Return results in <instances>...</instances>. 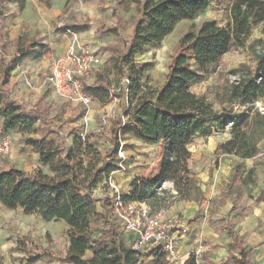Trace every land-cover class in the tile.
<instances>
[{
	"label": "trees",
	"instance_id": "1",
	"mask_svg": "<svg viewBox=\"0 0 264 264\" xmlns=\"http://www.w3.org/2000/svg\"><path fill=\"white\" fill-rule=\"evenodd\" d=\"M12 1L0 0V28L5 18L4 4ZM128 1L112 0L116 24L100 27L96 35L109 33L116 39L122 38L121 11ZM25 3L26 0H19V9L22 10ZM222 3L229 7L231 22L222 27L207 21L196 32L184 35L177 54L171 58L164 83L159 89H153L145 76L147 68H137V57L143 56L150 47L161 45L180 23L194 19L213 4ZM256 26H262L264 35V0L141 1L132 37L109 46V50L114 67L124 74L117 88L126 97V114L134 124L136 135L151 146L162 145L163 157L154 178L132 182L130 194L124 196L126 201L145 203L156 213L164 200L162 194L166 190L162 185L166 182L173 184L176 194L171 196V205L191 201L200 181L190 168V145L197 135L210 133L211 127L216 126L220 131L230 128V139L217 149L220 156L248 160L260 153V144L264 141V113L256 104L264 100V45L262 52L256 55L255 69L243 66L241 71H234L238 77L221 95V112L215 110L205 95H197L192 90L194 85L214 74L225 55L243 48ZM68 28L77 31L75 27ZM19 55V60L1 61L4 77L0 87L8 84L11 72L22 61L23 54ZM125 80L129 81L127 88L123 86ZM108 84V79L99 75L90 87L83 89L96 100L108 103L118 90H112L113 85ZM0 105L5 134L17 130L30 132L42 116L36 107L25 108L13 101ZM208 124L211 125L208 127ZM118 135L119 127L114 130L110 153L103 154L93 133L87 134L85 140L77 135L69 142L60 131L45 127L41 140H30L28 145L39 155L40 164L47 167L49 173L41 169L27 173L15 168L0 172V208L20 209L47 223L63 222L68 226L69 247L65 254L47 253L50 262L142 264V255L129 246L128 237L119 230L107 193L102 199L96 195L97 189L122 169L115 158L111 159L120 146ZM51 137L53 139L49 140ZM254 174L255 170L251 169L248 176L253 178ZM256 201L264 203V189ZM98 202L102 207L100 212L96 211ZM94 216L101 224L100 236H95L93 230ZM228 236L232 240L228 262L250 264L251 250L232 229L228 230ZM147 256L153 257V264H169L167 255L158 248ZM41 258H28L26 264H34ZM185 264H197L195 256Z\"/></svg>",
	"mask_w": 264,
	"mask_h": 264
},
{
	"label": "rangeland",
	"instance_id": "2",
	"mask_svg": "<svg viewBox=\"0 0 264 264\" xmlns=\"http://www.w3.org/2000/svg\"><path fill=\"white\" fill-rule=\"evenodd\" d=\"M16 1L18 2L19 0ZM46 1V3L44 2L46 4V12H50L51 8H48V0ZM141 1L129 0L123 4L121 16L124 21V31L120 39H116L109 33L95 35V32L100 27H113L116 24V18L113 15V9L109 0H84V4L88 10L83 6L76 10L74 9V3H70L66 7L64 17L59 20L57 19V22H63L68 27L74 25L70 23L71 18L76 20L80 16L81 20L76 23L82 27V30L89 32L91 38L95 35V40L93 39L92 43L96 42L99 44L97 50L104 57V64L101 68L94 71L87 82H83L85 89L86 87H90L99 75L106 78V81L108 79V86L113 85L111 88L114 89L112 90L118 89L117 84L124 77V74L119 68L114 67L115 61H112L109 46L122 43L123 39L132 37L134 23L139 17V5ZM4 6L6 7L4 10L5 18L2 23L6 21L10 23L17 16L19 8L14 5L9 8L10 13H7L8 4H4ZM83 11L86 13H83ZM73 13H76L77 16H74ZM6 15L8 16L7 20ZM207 21H214L222 27L227 26L231 22L228 5L226 3L213 4L208 10L200 13L194 19L180 23L161 45L150 47L143 56L137 57L136 66L140 70L147 68L145 76L148 78L149 85L153 89H159L164 83L169 63L171 58L177 54L182 37L187 33L196 32ZM24 29L26 30V28ZM28 30L31 31L28 35L34 36V39L30 42L35 43L34 45L40 51H43L46 46L41 44V33H34L32 26ZM58 32V29H56L55 31L51 30L49 33L53 35ZM5 36L3 33H0V48L4 52L3 55L0 54V61H7L4 55L14 56V54L10 53L12 47H8V44L4 42ZM263 45L264 35L262 34V26H256L252 31L251 37L246 41L245 46L233 49L232 52L225 55L214 74L206 78L202 83L194 85L193 92L197 95H205L214 105L215 110L221 112L219 104L221 95L227 86L236 81L238 77L233 74L234 71H241V67L243 66L255 69L257 66L256 55L262 52ZM43 53L49 58L50 54L48 55L47 52ZM32 96H34L31 99L32 101H28L32 103L33 108L39 109L42 115L37 120L35 128L30 132L17 130L11 132L10 135L8 134L12 140L16 138L20 144L18 156L21 159L20 161L23 162L15 164L20 169L36 170L37 164L34 161L36 153L28 145V141L41 140L45 127L60 131L64 137H67L69 142H72L80 133H85L86 135L93 133L98 138V147L103 154L110 153L113 145L114 130L119 127L118 141L120 146L117 153L111 155V159L115 158L116 163L122 168L118 175L124 174L123 170L125 168L127 170L134 169L142 177H147V179H152L157 174V169L161 165L163 157V146H151L138 138L133 128L134 124L129 120L128 114H126V97L122 93L117 96L118 99L108 103H102L92 96V103L89 107L60 99L52 93L50 88L43 90L37 96L33 94ZM256 108L264 113V100L257 103ZM238 109L236 107L234 111L237 112ZM210 125L208 124V127ZM229 138V127L225 131H220L214 126L211 127L210 133L197 135L190 145V151L194 156L190 164L193 173H198L201 176L202 173L209 172L206 181L203 182L199 178V188L191 196V201L198 203L199 207H202L200 209L201 215L198 216L199 221H187V224L193 226L194 223L197 225L198 229L204 233L202 235V243L200 244L205 247L210 246L213 238L219 237L223 229H225L224 234L227 235L229 229L235 228L237 219L232 218L230 220L232 206L235 207L238 202L244 200V197L250 198L252 193L257 194L261 188L257 181L256 169L253 178H250L248 176L250 169L247 168L246 164H239L230 157H222L216 153L219 145ZM50 139L53 138L51 137ZM120 153L121 156L125 157V160L121 158ZM260 153L264 155V144L260 145ZM12 161L15 160L12 159L11 152L7 157L0 158V171L6 170L9 166H14ZM41 170L46 174L49 173L47 167L43 166ZM171 184V182H166L162 185V188L166 190L162 194V198L164 199L161 202V209L164 210L162 214L166 215V217L174 215L180 220L182 219L181 215L178 212H172L171 207L174 205L170 204L171 196L176 194L173 188H170ZM117 185L120 192L125 193L123 188L119 184ZM105 194L110 199L109 188L106 183L102 184L96 191L98 198L102 199L105 197ZM161 209H159L160 211L155 210V212L161 213ZM96 211H102L99 202L96 205ZM113 217L115 218L114 215ZM95 219L94 216L93 230L95 236H100L102 231L101 224ZM115 220L119 230L123 233L120 220L117 218ZM183 222L186 223L184 220ZM67 231L68 227L63 222L47 223L36 215L24 214L22 210L12 211L0 208V264H26L28 258L36 256H41L42 258L34 264H66L59 261L50 262V257L47 253L53 255L66 253L69 246ZM186 232H182V235L186 234ZM176 248L178 250V244ZM150 251L147 250L140 253L143 257L142 264H153V260H149L147 257ZM196 253L198 254L196 255ZM180 256L179 254L177 261H169V264H182ZM190 256H195L198 264V261L204 257L202 248L194 250Z\"/></svg>",
	"mask_w": 264,
	"mask_h": 264
},
{
	"label": "crops",
	"instance_id": "3",
	"mask_svg": "<svg viewBox=\"0 0 264 264\" xmlns=\"http://www.w3.org/2000/svg\"><path fill=\"white\" fill-rule=\"evenodd\" d=\"M109 1L113 9L112 0ZM44 2L46 3L47 1L37 0L36 2V0H26L24 8L22 10L18 9L17 16L13 19V21H11L10 23H7V21L5 23H2L0 33L6 35L4 42L8 44V47H12L10 53L14 54V56L17 54H23L22 61L17 66V68L11 72L8 84L4 87H0V103L2 105L8 101H13L25 108L32 107V103L28 101L34 98L32 94L37 96L38 94L42 93L43 90L49 88L44 85V82L49 70L50 60L56 56L63 54L67 50L71 41V37L67 34L58 32L57 34L52 35L49 32L51 30L55 31L58 25L62 23L59 21L57 22V19L59 20L64 17L66 7L70 3H74V9L76 10L82 6L85 7L86 10H88L84 4V0H48V8L50 7L51 11L46 12V4H44ZM14 5L18 6L19 8L18 2H15V0H13L8 4L7 13H10L9 8L13 7ZM83 13L86 12L83 11ZM74 16H77V14L75 13ZM7 18L8 16L6 15V20ZM78 18L79 19L76 20L71 18L70 23H73L74 25H70L68 27L72 26L77 29L76 32L78 33L80 40L83 44L90 45L97 49L99 44L96 42L92 43V40H95V35L98 30L95 32V35H93L91 38L89 32H85L84 30H82V27H80L79 24L76 23L77 21L81 20L80 16ZM31 26L34 29V33H41V44L43 46H46L43 51H40L38 47L34 45L35 43L30 42L34 39V36L28 35L29 32H31L28 30V28L30 29ZM24 28H26V30ZM37 38L39 37L37 36ZM36 44L38 43L36 42ZM43 52H47L48 55L50 54L49 58H47L45 53ZM11 57L12 55L8 56V59H10ZM9 62V60L5 61V63ZM3 77L4 70L0 61V85L3 80ZM3 125L4 120L0 118L1 129H3ZM4 135L8 134L4 133ZM261 144H264V141ZM19 146L20 144L18 140L16 138H13L11 154L12 159L15 160L12 161V164L14 166H9L6 170L0 172H8L11 168H15L27 173H34L39 169H42L43 166L40 164L39 155L36 152H34L36 153L34 159L37 164L36 170L30 171L32 169H20L18 166H16V163L23 162L20 161L21 159L18 156ZM193 158L194 156L192 155V160ZM196 158L198 157L196 156ZM232 159L237 161L239 164H246L248 166L247 168L250 170L256 169L257 181L261 187L257 194L252 193L250 198L244 197V200L238 202L235 207L232 206L233 209L231 211L230 220L232 218L237 219L235 223V228L232 230L237 233L239 238L243 241L244 246L251 250L250 264H264V203H258L256 201L261 190L264 189V155L259 153L255 158L248 160H240L237 158ZM159 168L160 166L157 169V174L159 172ZM131 170H127L125 168V170H123L124 174L118 175L121 171H117L114 172L110 177L112 181L119 184V186L123 188L125 192L123 193L124 195L130 194L132 190V182L135 179H147V177L145 176L142 177L138 173V171L134 169ZM157 174H155V176ZM196 175L204 182L206 181L209 172H204L201 174V176L198 173ZM155 176H153L152 178H154ZM170 188H173V184L170 185ZM233 201L235 200L233 199ZM171 208L173 213L178 212V214H180L182 219L186 222L184 223L183 220L180 219L182 228L187 231L186 234L182 235L183 229H179L178 231H176L178 238L180 237V240L178 239L177 244L178 253L181 255L180 257L182 258V264H185V262L190 259V254H192L194 250L198 248H202V253L204 254V257L202 256L203 259L198 261V264H232V262H228L229 254L232 253L230 246L232 240L228 236V232L227 235L224 234L225 229L222 230L221 235L219 237L213 238L212 244L210 246L205 247L200 244L202 243V235H204V233H202L200 229H198V226L194 223L193 226L187 224V221H199L198 216L201 215L200 209L202 207H199L198 203L194 201L179 202L174 204V206H172ZM163 211L164 210H162L161 213ZM169 217L177 218V216L174 215H169ZM88 256H91V253H88ZM148 259L153 260V257H148Z\"/></svg>",
	"mask_w": 264,
	"mask_h": 264
},
{
	"label": "built area",
	"instance_id": "4",
	"mask_svg": "<svg viewBox=\"0 0 264 264\" xmlns=\"http://www.w3.org/2000/svg\"><path fill=\"white\" fill-rule=\"evenodd\" d=\"M57 29L60 33L69 35L71 41L63 54L50 60L44 85L60 99L89 107L92 96L84 91L83 82H87L94 71L103 66L104 57L94 47L83 44L78 33L69 29L63 22ZM0 54H4L1 48ZM4 56L10 62L21 58L19 54L10 59ZM128 85L129 81L125 80L123 86L127 88ZM120 91L118 89L114 92L112 102L118 99L116 94ZM79 136L85 140L86 134L80 133ZM12 143V138L2 134L0 128V158L10 154ZM119 155L121 156V153ZM121 158L125 160L123 155ZM106 185L109 188L111 210L115 218L120 220L122 231L128 237L129 246L138 253L158 248L167 255L170 262L177 261L179 253L176 248L178 241L176 231L183 229L182 232H186L181 226V220L166 217L162 213H154L145 203L126 201L125 195L111 178Z\"/></svg>",
	"mask_w": 264,
	"mask_h": 264
}]
</instances>
